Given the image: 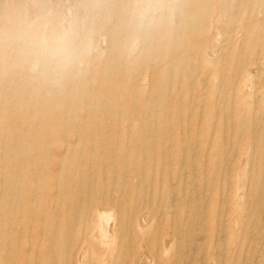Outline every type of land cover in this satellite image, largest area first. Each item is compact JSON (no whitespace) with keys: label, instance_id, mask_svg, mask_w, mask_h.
<instances>
[{"label":"bare ground","instance_id":"obj_1","mask_svg":"<svg viewBox=\"0 0 264 264\" xmlns=\"http://www.w3.org/2000/svg\"><path fill=\"white\" fill-rule=\"evenodd\" d=\"M211 1L151 0L144 29L148 0H0V264H264L262 55L251 33L198 85ZM37 17L75 20L85 42L56 75H31L14 39ZM152 34L162 55L139 66Z\"/></svg>","mask_w":264,"mask_h":264},{"label":"rangeland","instance_id":"obj_2","mask_svg":"<svg viewBox=\"0 0 264 264\" xmlns=\"http://www.w3.org/2000/svg\"><path fill=\"white\" fill-rule=\"evenodd\" d=\"M197 11L200 12L198 14L200 16H198V17H200L203 20L202 22L206 26V29H205L206 31L204 30V35H203L202 39H207L209 41L206 48H204L202 52H204V50L208 49L206 54H209L208 56L211 55L210 57H208V56H206L205 53H202V52L199 55L196 54V56L199 57L198 60H200V62H202V63L204 62L202 64V68H201L202 71H200L198 68H194L192 70L193 77L197 78L199 80V81H197V83L200 82L198 84L199 86L206 88L209 86V84L212 83L211 79L214 77L213 76L214 71H215L214 67L217 64H219V62L223 59V56L226 53L233 52L236 49L237 44H238L237 45L238 46L237 51H238L239 48L242 47L241 44H243V42L247 38L246 36L250 35L251 33L254 34L255 40L247 43V44H249V46L247 45V47H246V53H249V48L253 47L254 48L253 51L254 50L255 51L254 52L252 51V53H249L250 54L249 59H253V58L256 59L257 55L259 57V54H257V53H259L261 51L260 54L262 55V62H263L262 64L264 65V0H212L211 2H208L205 5V7H202L201 11H199V10H197ZM197 11L194 13L192 12V14H195V13L197 14L198 13ZM192 14L189 15L190 16L189 18H193ZM198 17L196 16V18H198ZM200 18H198V19H200ZM261 18H262V20H260ZM255 21H261V24H263V25H261L262 27L261 28L252 27V29H248L247 27L252 26L253 22H255ZM107 23H108V25H111L113 23V20L111 18H109ZM209 25H210V27H209ZM241 25L243 26V28ZM104 31L105 30L103 29V31H101V32L97 31L93 34L92 40H91L92 42L90 41V45H89L87 50H86V48H82L83 50L80 49L82 51L84 58L89 59L93 55H95L96 53L100 54L106 49V47L108 46V42H107L108 41V34H107V32H104ZM211 32H212V34L209 35ZM214 33H215V35H213ZM217 33H220V36L216 37ZM156 36L157 35L152 34L151 39H148L147 45L149 44L150 47H153V48L149 47L146 52H143L144 54L143 53L141 54L140 59L138 61L139 66H142L143 63H144V65L146 63L148 64L149 62H151L153 60L157 61L160 58V56L162 55V52L164 49H162L158 46L156 47L157 44H156L155 40L158 39V38H156ZM214 37H216V39H214ZM239 42H240V46H239ZM152 44H153V46H151ZM173 46L174 45L171 43L170 47H173ZM92 50H94V51H92ZM137 50H138V47L133 49L132 54H133V52H136ZM204 54H205V57H204ZM221 54H222V56H221ZM218 58H220V59H218ZM204 59H206V60H204ZM210 60L212 62L209 63ZM18 62H20V61H17L16 63H18ZM213 62H215V63H213ZM204 64H206V65H204ZM207 66H209V67H207ZM172 70H173V68L168 69V72L171 73V72H173ZM0 71H1V67H0ZM30 74L35 76L38 73H33L30 71ZM2 77L5 78V76L3 74H1L0 75V81L3 79ZM218 80L219 79H216L213 82L214 83L213 85H215V87L217 88V91H219L220 86H221L220 81H218ZM178 83L179 82L177 80L176 81L175 80H171V81L168 80V82H166V84H164V85H165V87H167L168 90L176 91L179 89L178 87L180 86V85L177 86ZM181 86H180L181 90L184 91L185 86L184 85L182 87ZM56 88H58V87H56ZM244 176L245 175H243L239 181L242 183V184L239 183V185H241V187L244 186V183L246 181V179L242 180V178ZM260 184L261 183H259V185ZM259 185H257V187ZM261 186H262V184H261ZM263 199L264 198H261V201ZM262 203L264 205V200L262 201ZM262 220L264 221V218H262ZM263 221H260V223L262 222L261 224H264ZM197 264H201V262H199Z\"/></svg>","mask_w":264,"mask_h":264},{"label":"clouds","instance_id":"obj_3","mask_svg":"<svg viewBox=\"0 0 264 264\" xmlns=\"http://www.w3.org/2000/svg\"><path fill=\"white\" fill-rule=\"evenodd\" d=\"M161 9L148 0L133 10L135 23L150 28L157 23ZM23 57L33 73L56 75L70 67L84 46L75 20H53L37 17L20 22L14 34Z\"/></svg>","mask_w":264,"mask_h":264}]
</instances>
